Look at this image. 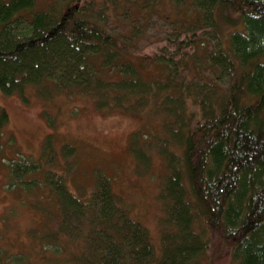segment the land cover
Returning <instances> with one entry per match:
<instances>
[{"label": "trees", "instance_id": "1", "mask_svg": "<svg viewBox=\"0 0 264 264\" xmlns=\"http://www.w3.org/2000/svg\"><path fill=\"white\" fill-rule=\"evenodd\" d=\"M87 1L36 10L35 0H0V91L35 87L48 98L52 88L82 94L100 110L160 116L165 135H152L166 166L159 255L105 176L85 200L62 176H46L63 218L88 225L87 248L101 264H206L213 244L226 247L232 264H264V0H190L198 20L180 29L221 23L226 45L201 52L197 30L174 35L171 53L158 57L165 66L157 80L140 77L126 58L132 45L92 18ZM202 55L212 75L186 77V60L197 65ZM7 122L0 106V132ZM134 147L144 167L149 155ZM80 260L90 259L81 253Z\"/></svg>", "mask_w": 264, "mask_h": 264}, {"label": "rangeland", "instance_id": "2", "mask_svg": "<svg viewBox=\"0 0 264 264\" xmlns=\"http://www.w3.org/2000/svg\"><path fill=\"white\" fill-rule=\"evenodd\" d=\"M68 1L35 0V8ZM134 1L88 0L84 9L132 45L134 56L126 58L134 61L143 79L161 77L165 64L158 57L171 53L170 40L176 34L200 32L201 52L226 45V27L221 23L213 29H180L181 23L198 20L190 0H137L136 6ZM186 63L191 70L186 77L205 80L212 75L205 55L197 65L188 59ZM48 92L49 97L42 98L35 87L8 95L0 91V106L8 115L0 132V264H101L98 254H93L96 259L88 251V225L65 220L59 212L57 196L45 179L49 175L62 176L67 190L81 200L88 198L97 176H105L130 218L146 228L158 256V221L164 204L159 183L166 166L152 135H165L160 116L100 110L82 94L52 88ZM136 135L145 157L149 155L144 167H138L132 154ZM30 166L36 169L24 174ZM81 253L90 260L81 261ZM204 259L206 264H232L224 245L213 244Z\"/></svg>", "mask_w": 264, "mask_h": 264}, {"label": "bare ground", "instance_id": "3", "mask_svg": "<svg viewBox=\"0 0 264 264\" xmlns=\"http://www.w3.org/2000/svg\"><path fill=\"white\" fill-rule=\"evenodd\" d=\"M138 141V140H137ZM136 140H133V141H131L132 143H131V145L135 148V152L136 153H141V154H144V152L142 151L143 150V148H140L139 147V142H137ZM93 255V253H91L90 254V256H92Z\"/></svg>", "mask_w": 264, "mask_h": 264}]
</instances>
